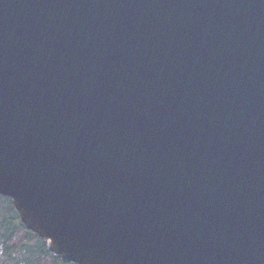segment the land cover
<instances>
[{
    "label": "water",
    "instance_id": "obj_1",
    "mask_svg": "<svg viewBox=\"0 0 264 264\" xmlns=\"http://www.w3.org/2000/svg\"><path fill=\"white\" fill-rule=\"evenodd\" d=\"M0 195L76 264H264V0H0Z\"/></svg>",
    "mask_w": 264,
    "mask_h": 264
},
{
    "label": "trees",
    "instance_id": "obj_2",
    "mask_svg": "<svg viewBox=\"0 0 264 264\" xmlns=\"http://www.w3.org/2000/svg\"><path fill=\"white\" fill-rule=\"evenodd\" d=\"M0 264H76L49 251L47 241L27 229L11 198L0 195Z\"/></svg>",
    "mask_w": 264,
    "mask_h": 264
}]
</instances>
